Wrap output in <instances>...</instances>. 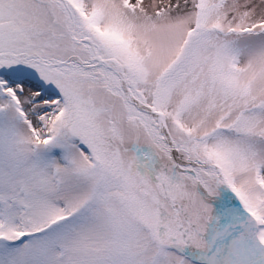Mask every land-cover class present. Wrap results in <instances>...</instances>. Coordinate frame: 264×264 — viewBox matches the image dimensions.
I'll return each instance as SVG.
<instances>
[{
    "label": "snow or ice",
    "instance_id": "6c2138e0",
    "mask_svg": "<svg viewBox=\"0 0 264 264\" xmlns=\"http://www.w3.org/2000/svg\"><path fill=\"white\" fill-rule=\"evenodd\" d=\"M0 264H264V0H0Z\"/></svg>",
    "mask_w": 264,
    "mask_h": 264
}]
</instances>
